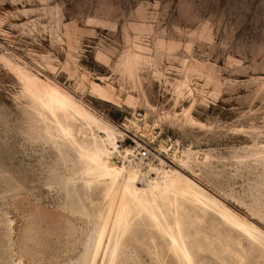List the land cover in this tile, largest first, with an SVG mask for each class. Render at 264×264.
Here are the masks:
<instances>
[{
    "label": "rangeland",
    "instance_id": "rangeland-1",
    "mask_svg": "<svg viewBox=\"0 0 264 264\" xmlns=\"http://www.w3.org/2000/svg\"><path fill=\"white\" fill-rule=\"evenodd\" d=\"M33 2L38 8L39 0H25L30 10L33 8ZM192 2L198 17L208 23L209 32L207 37L186 36L176 41L178 44L182 43L185 48L190 44L191 51L178 50L170 54L166 49L157 47V38L149 41L145 37L130 46L128 55L133 63L148 57H159L161 74L165 79L175 83L188 77L192 87L196 89L198 98H203L206 91H217L221 97L218 101H213L211 105L197 104L192 107L190 117L198 124L204 123V128L188 124L181 118L177 121L164 122L161 127H154L153 136H150L144 135L134 126L132 122L141 127L146 123L145 109L139 106L129 108L127 101L130 97L132 99L136 97L127 88L121 91L123 87L121 75L99 65L96 61L98 46L108 47L116 43L114 34L111 38L108 33H104L103 36H99L98 33L99 38L89 37L86 34L80 36L83 46L77 62L82 61L80 67L90 76L95 77V80L78 82L64 71L63 61H60V58L63 57L65 61L69 59L67 51L69 43L66 36L58 33L67 23H74L76 20L80 21L79 27H86L84 21L96 15L97 9L94 4L97 0H62L63 15L56 25V31L45 34L42 31V24L39 32L41 38L35 43L11 32V29L18 28L25 22L17 15L18 11H23L24 5L18 9L10 0H0V19L4 21V24L0 25V56L11 58L13 62L18 60L21 66L57 85L72 98L87 105L92 113L98 111L112 125L118 124L124 128V134L119 142L121 150L143 143L154 147L156 150L152 161L137 165L131 161L142 173L147 174L146 168H142V165H152L160 168V176L166 171L177 176L182 175L198 185L203 184L207 193L205 196L209 198L215 196L220 200L223 208L234 211L258 228L264 227V222L251 216L247 208H242L239 202L225 195L226 189L229 193L239 194L244 192L248 185L258 186L264 180V169L255 163L237 164V160L246 154L250 145H256L258 150L261 139L258 132L246 134L250 129H259L264 124V113L259 111L261 105L255 102L256 94L261 87L260 76L255 72L249 75L244 70H236L228 63L229 59L236 57L243 59L247 65L256 67L264 63V56H261L259 51L261 44L264 43V0H192ZM142 3L145 8L153 7L155 0H152L151 4L149 0H142ZM168 3L170 7L175 3L170 14L179 17V0H168ZM52 6L57 5L53 3ZM41 15L42 12H36L31 18L37 19ZM151 17L152 13L148 12L144 18ZM199 27V23L194 20L186 26L185 31L196 33ZM208 37L212 43H209ZM225 39L229 43V48L219 47ZM61 41H63L62 47L58 46ZM148 48H151L150 52L146 51ZM123 50L121 48V51ZM225 53L229 54L225 55ZM169 55H172L171 61ZM47 57L60 62L42 64ZM53 67L58 70L52 71ZM209 73L213 74L211 82H208ZM147 75L144 73L143 77L146 79ZM92 81L100 83L105 90L115 85L114 96L109 92L108 100L101 99L92 90ZM249 81L254 82L249 83ZM238 84H244V87H236ZM166 86L171 87V84ZM139 87L140 79H137L133 88ZM160 87L158 80L154 85H149L150 89H155L157 95H153V99L158 100L160 110L164 112L171 101V96L165 99ZM20 92L19 80L7 66L0 63V136H7L13 145L25 142L26 134L33 138V142L28 143L27 148L0 153V171L7 172L12 179L23 181L27 185L28 193H31V198L28 195L23 196L18 206L14 204L6 214L13 221L10 225L6 223L4 208L0 205V236L4 234L9 236V240L0 239V260L5 258V249L11 242H15L17 246L24 243L23 233L30 228L34 241L26 244L27 259L47 260L49 264H65V261L67 264H72L75 260H82L87 242L85 229L88 227V220L76 213L83 208H92L100 198V192L97 190L99 186L86 188L75 174L73 178H76L77 182L70 185V191L66 192L62 199L47 194V190L43 188L32 193V188L39 185L36 178L37 170H54L69 176L80 168L84 160L77 158L75 150L69 144L55 140L49 142L46 132L47 128L53 126L41 121L35 114L29 115L31 107L27 99L20 98ZM139 95L144 94L140 92ZM186 107L188 105L185 103L184 106L179 107V112L183 113ZM172 114L175 116L176 112L173 111ZM136 117L142 119L138 120ZM149 118L152 119L153 124L159 120L158 116ZM75 123L73 121L74 125ZM128 123L133 125L131 130L128 128ZM77 128L78 126L74 127L77 134L75 139L78 142H86L85 138H90L87 134L88 130L80 133ZM238 128L244 131H237ZM95 134L105 136L98 130H95ZM162 140L169 145L179 142L180 152L190 150L194 157L192 169L195 171L181 167L180 157L173 147L161 151ZM169 151L172 152L171 156L168 154ZM118 154V152L114 153L113 157L119 164L122 159ZM205 155L210 157L207 164L201 162L197 165L195 157ZM151 177L156 178V174H151ZM2 179L3 177L0 176V180ZM140 186H147L143 175ZM216 212L209 210L201 211L199 214L193 213L188 221L193 237L199 240L198 247L204 248V252L199 254L203 264H239L238 255H244L250 264H261L264 254L258 248L254 249L247 238L235 229L222 227L223 222ZM150 246L153 248L151 252ZM155 247L152 245V236L141 232L138 238L128 241L126 255L123 257L125 264H154ZM14 251L19 255L18 248ZM167 259H169L168 255L161 256L158 264H165Z\"/></svg>",
    "mask_w": 264,
    "mask_h": 264
},
{
    "label": "snow or ice",
    "instance_id": "snow-or-ice-1",
    "mask_svg": "<svg viewBox=\"0 0 264 264\" xmlns=\"http://www.w3.org/2000/svg\"><path fill=\"white\" fill-rule=\"evenodd\" d=\"M10 2L18 9L24 5L23 11H18L17 15L25 21L18 28L11 29V32L31 40L33 43L41 38L39 32L42 24L43 33L55 32L56 25L63 15L62 0H39L38 8L33 2L32 10L25 3V0H10ZM53 3H56L57 6L53 7ZM149 3L151 4L152 0H149ZM94 6L97 9L96 15L90 16L84 21L86 27H79L80 21L76 20L74 23H67L66 27H62L58 33L61 36H66L69 43L67 48L69 59L65 61L63 57L60 58V61H63L64 71L78 82L86 83L88 79L95 80V77L90 76L80 67L82 61L77 62L78 57L82 54L81 48L83 46L80 36L86 34L89 37L99 38L104 33H108L109 38H111L114 34L116 43L108 47L98 46L96 61L99 65L121 75L123 86L121 91L127 88L136 97L135 99L129 98L128 107H143L145 109L144 120L152 127L158 128L163 126L164 122L177 121L183 118L188 124L204 128V123L197 124L196 120L190 118L192 107L197 104L211 105L213 101H218L221 97L217 91H206L203 98H198L196 89L192 87L188 77L175 83L165 79L164 75L161 74L159 57H148L133 63L128 55L130 46L142 41L145 37L149 41L157 38V47L166 49L170 54L176 53L178 50L191 51L190 44L188 48H185L182 43L178 44L176 41L186 36L207 37L209 32L208 23L203 22L198 17L192 0H179V17L170 14L175 3L170 7L168 0H155L154 6L148 8H145L142 0H127V2L126 0H97ZM36 12H42V15L37 19H32L31 17ZM148 12L152 13V17L145 19L144 17ZM194 20L200 25L197 32H186V26ZM2 24L4 21L0 19V25ZM73 37H75V42H73ZM45 38H47L46 35ZM208 39L209 43H212L210 37ZM58 46L62 47L63 41ZM219 47L229 48L227 39ZM121 48L124 50L121 51ZM146 51L150 52L151 48L146 49ZM259 51L260 55L264 56V43L261 44ZM228 54L225 53V55ZM232 55L235 56L234 53ZM171 59L172 55H169V61ZM60 61H53L51 57H47L42 61V64H59ZM0 63L15 67L19 61L13 62L11 58L0 57ZM228 63L236 70H244L249 75L254 72L259 74L261 87L256 94L255 102L261 105L259 111L264 113V63L259 67L247 65L239 57L229 59ZM57 70L56 67L52 68V71ZM144 73L148 74L146 79L143 77ZM18 79L21 89L20 98L31 99L36 102L37 95L32 86V77L21 73ZM137 79H140V87L133 88ZM212 79L213 74L209 73L208 82H211ZM157 80L161 85L160 92L165 94L164 98L168 99L169 95L171 96V101L165 107L164 112H161L158 100L153 99V95H157L155 89L149 88V85H154ZM253 82L249 81V83ZM168 84H171V87H167ZM236 87L242 88L244 84H238ZM109 92H112L114 96L115 85L105 90L104 98H107ZM140 92L144 95L140 96ZM56 95L63 96V101L57 107H50L45 104L43 105L45 110L41 111L37 103H33L29 105L31 107L29 115L35 114L41 121L53 126L47 128L46 135L49 142L55 140L65 144L70 143L78 150L81 160L90 161L85 171L77 172V177L90 188L93 185H98V192L103 194L102 198H99L91 209L83 208L76 213L88 220V227L85 229L87 235L85 247L88 249V255L84 260H75L72 264H125L123 257L126 255V245L130 239L138 238L141 232L152 236V245L156 246L154 264H158L163 255L169 256L165 264H203V259L199 254L204 252V248L198 247L199 240L197 237H193L188 221L193 213L199 214L201 211L207 212L209 210L215 212L220 200L213 196L209 198L208 202H205L204 196L207 193L203 184L198 185L191 180L179 184L175 180L169 182L170 174L168 172L163 173L164 179H161L160 168L152 165L141 166L146 168L148 174L145 176V182L148 186L141 187L140 179L144 173L140 169H130L127 160H125L124 167H112L114 161L104 159L118 151L127 156V153L122 152L119 144V140L124 134V128L118 124L112 125L98 111L89 114L87 105L80 103L66 92L58 91ZM137 101L139 102L138 105ZM39 103H43V101L41 100ZM185 103L188 107L183 113H180L179 107L184 106ZM173 111L176 112L175 116L172 114ZM156 116L159 117V120L153 124L149 117L155 118ZM85 118H87L89 125L93 126L94 131L98 129L106 133V139L103 140L102 145L99 141L93 143L95 136L86 137L85 143H80L75 139L77 134L74 127L83 123ZM73 121L76 122L75 125ZM132 127L133 125L128 123L129 130ZM237 131L243 132L244 129L238 128ZM256 132L261 137L258 150H256V145H250L246 154L237 160V164L255 163L264 169V124L259 129H250L249 133L246 134ZM26 137L25 142L13 145L7 136H0V153H10L19 151L21 148H27L28 143L33 142V138L27 134ZM164 147L167 148L168 146L165 145ZM172 147L177 150L181 167L192 169L193 153L187 149L180 152L181 145L179 142L174 143ZM168 154L171 156L172 152L169 151ZM209 159L208 155L196 156L195 163L199 165L203 162L206 165ZM192 170L195 171V169ZM151 174H156L155 180L152 179ZM0 176L3 177L0 180V205L4 208L6 223L10 225L13 221L6 214L14 204L18 206L23 196L28 195L31 198V193H28L27 185L23 181L12 179L7 172L0 171ZM36 178L39 185L32 188V193L43 188L47 190V194L53 197L59 196L61 199L66 192L70 191V185L77 182L76 178L68 177L54 170H37ZM125 178L126 183H124ZM110 181L113 185L117 181L120 182L123 188V196H117L113 200L110 195L111 189L108 192L103 191V186ZM229 184H231L230 180ZM194 192L196 195H193ZM225 195L239 202L242 208H247L251 216L264 222V180L258 186L248 185L247 189L239 194L229 193L226 189ZM216 215L223 222L222 227L235 229L247 238L254 249L258 248L264 254V227L258 228L254 223H249L246 218L237 215L234 211L225 210L223 213L216 212ZM23 238L24 243L19 244V246L15 242H11L10 246L5 249V258L0 260V264H49L47 260L30 261L27 259L26 244L34 241L30 228L25 230ZM0 239L9 240V236L4 234L0 236ZM104 241H107L106 248L102 246ZM17 248L19 255H17V251H14ZM149 251H153L151 246ZM101 253L105 257L103 261L100 259ZM237 260L239 264H250L244 255H238ZM261 264H264V259H262Z\"/></svg>",
    "mask_w": 264,
    "mask_h": 264
},
{
    "label": "bare ground",
    "instance_id": "bare-ground-1",
    "mask_svg": "<svg viewBox=\"0 0 264 264\" xmlns=\"http://www.w3.org/2000/svg\"><path fill=\"white\" fill-rule=\"evenodd\" d=\"M0 57H4L5 59H8V57H5V56H0ZM132 62H133V60H132ZM5 66H7V65H5ZM7 67L10 69V71L14 74V76L17 79H18L19 74H21V73L26 74V75H30L32 77V80H33V85L32 86H33V88L35 90V93L37 95V101L34 102L31 99H27L29 105H31L33 103H37V106L40 107L41 111H44L45 109H44L43 105L46 104V105H48L50 107H57L63 101V96L62 95L61 96H57L56 95V93L58 91L61 92V93H64V91L60 87H58L57 85L49 82L48 80L43 79L38 74H35V73L29 71L28 69H26L25 67L21 66L20 64H16L15 67H9V66H7ZM91 88H92L93 91L96 92V94L99 95V97L101 99L108 100V98L110 97V95L108 94L107 95V98H104V95L103 94L105 92V89L98 82L92 81L91 82ZM41 100L43 101V103H39ZM91 113L92 112L89 111V114H91ZM136 119L139 120V119H142V117L141 118H137L136 117ZM132 123L134 124V126L139 131H142V133L144 135L149 134L150 136H153L152 130H153L154 127H152L151 125H149L147 123H144V125L141 127V126H139L135 122H132ZM197 124H198V122H197ZM86 130H88L87 131V134L90 136V138L93 137V136H95V140L93 141V143H95L96 141H99L101 143V145L103 144V140L106 139V133L105 132H102V131H100V130L97 129L98 132L104 133L105 136L104 137H101V136L96 135L93 126H90L89 125L87 118H85L84 122L83 123H80L79 126H78V128H77V131H79L80 133H85ZM120 141H121V138H120L119 142ZM80 143H85V142L82 141ZM68 144L71 147H73V149L75 150L77 158H80V154H79L78 150L76 148H74V146L72 144H70V143H68ZM165 145H167L168 147L165 148L164 147ZM120 147H121V144H120ZM171 147H172V145H169L168 142H166V141H163L162 140V143H160V149H161V151H167ZM122 152H125V153L128 154L129 148L125 147L122 150ZM118 153H119L118 155H120L121 156V159H122L121 163H119V164L117 163V161L114 160L115 157H113V154H111L108 157H105L104 159L105 160L114 161L113 164H112V167H124L125 166V164H124L125 163V160H127L128 163H129V166L128 167L130 169H132V170L139 169L138 166L135 167L131 163V161L128 160V156L122 155L121 152H119V151H118ZM85 155H87V153H85ZM89 163H90V161L87 160V159H85L84 162L81 164L80 168L77 171H75L72 174H70L68 177H72L73 178V177H75L74 175L77 174V172H79V171H85L87 169V166H88ZM165 172L166 171H163L162 172V174L160 176L161 179H164L163 173H165ZM168 173L170 174L169 175V182H171L172 180H175V182L179 184V183H183L186 180H189L187 178H184L182 175L181 176H177V175H175V174H173L171 172H168ZM146 175L147 174L144 173L143 177L145 178ZM152 179L155 180L156 178H152ZM126 182H127V180L125 178L124 183H126ZM80 183L83 186H86V188L89 187V186H87L86 184H84L81 181H80ZM109 189H111L110 195L113 198V200H115V198L117 196H123L124 195L123 188L121 187V184H120L119 181H117L115 183V185H113V183L110 181L107 185H104L103 186V191L104 192H108ZM102 195L103 194L100 192V198H102ZM193 195H196V193L194 192ZM204 200H205V202H208L209 201V197L204 196ZM109 203H111V201H109ZM225 210H227V209L223 208L220 204L216 206V211L217 212L223 213ZM227 211H229V210H227ZM102 246L106 248L107 247V241H104ZM87 255H88V249L86 247H84V253H83L82 260H84L87 257ZM100 259H101V261H103L105 259L103 253H101Z\"/></svg>",
    "mask_w": 264,
    "mask_h": 264
},
{
    "label": "built area",
    "instance_id": "built-area-1",
    "mask_svg": "<svg viewBox=\"0 0 264 264\" xmlns=\"http://www.w3.org/2000/svg\"><path fill=\"white\" fill-rule=\"evenodd\" d=\"M129 152L127 154L128 160L132 161L133 164H147L148 161H152L155 153V148L148 143H143V145H133L129 146ZM153 156V157H152Z\"/></svg>",
    "mask_w": 264,
    "mask_h": 264
}]
</instances>
